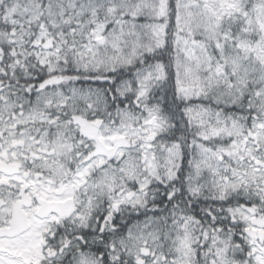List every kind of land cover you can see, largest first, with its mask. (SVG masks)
Wrapping results in <instances>:
<instances>
[{
  "label": "snow or ice",
  "instance_id": "6c2138e0",
  "mask_svg": "<svg viewBox=\"0 0 264 264\" xmlns=\"http://www.w3.org/2000/svg\"><path fill=\"white\" fill-rule=\"evenodd\" d=\"M0 264H264V0H0Z\"/></svg>",
  "mask_w": 264,
  "mask_h": 264
}]
</instances>
